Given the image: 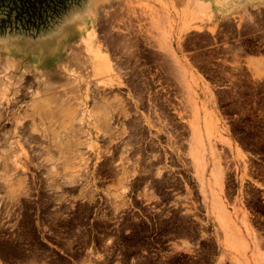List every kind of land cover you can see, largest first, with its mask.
<instances>
[{"label": "rangeland", "instance_id": "obj_1", "mask_svg": "<svg viewBox=\"0 0 264 264\" xmlns=\"http://www.w3.org/2000/svg\"><path fill=\"white\" fill-rule=\"evenodd\" d=\"M77 28L88 165L79 171L64 148L71 110L56 121L60 153L32 144L33 85L34 98L8 110L18 118L0 120V264H215L225 249L208 204L217 156L223 197L264 243L254 186L264 182V0H66L20 20L0 7V47L20 43L29 59L37 47L69 52ZM96 53L111 67L99 70ZM21 120L26 132L9 139ZM15 160L25 170L7 167Z\"/></svg>", "mask_w": 264, "mask_h": 264}, {"label": "bare ground", "instance_id": "obj_2", "mask_svg": "<svg viewBox=\"0 0 264 264\" xmlns=\"http://www.w3.org/2000/svg\"><path fill=\"white\" fill-rule=\"evenodd\" d=\"M202 3L206 7L208 6L209 2L202 1ZM93 43L94 41L92 37L88 36L85 45L88 52L92 54L94 53L92 48ZM68 49L69 52H65L62 51L59 47L55 48L54 50H51L49 48L37 47L35 48L34 52L38 54L39 58L35 60V58L29 59V57L27 56L29 52L26 51L27 48L25 46L23 47L22 44L3 43L2 45L1 43L0 120L2 118H4L5 120H9V116L17 119L18 114L16 112H9L8 110H10L13 106L20 107L24 105L27 98H34L32 96L33 92L31 93L32 95H30L32 97L29 96V93L32 91V87H34L33 85H35L39 90L38 92L36 90H33L36 91L37 95L32 100L33 113L32 116H26L27 118L31 117L34 121V124L32 125L37 126V128L33 130L34 136H30L32 133L29 135L30 139L33 141L32 144L35 142L37 143V145H39V140L43 139L49 141V148H47V152L49 154L60 153L62 151L61 149L63 145V143L60 141L62 140V138H64V132L62 133L58 130H55L56 121L60 122L61 119L66 118L67 113L71 110L73 112L71 115V125H76L77 129L73 131L72 139L67 141V144H65L64 148L70 150L74 153V155H77L80 158V167H82V169H79V171L83 172V166H85V169L86 165H88L87 159L83 158V140L81 139V137H83V124H85V117H83V28L76 29V40L72 43V46L69 45ZM29 54L30 56L32 55L31 51ZM58 54L62 55L61 58H63L62 63L58 66L59 69H57L56 67L58 60L55 58ZM92 59L97 64V68L99 70L111 67H109L107 63L108 58L103 57L100 53L94 54ZM90 86L91 85L88 83L87 94L91 91ZM105 86L113 87L114 84L105 83ZM94 87L96 90L101 88L96 84L94 85ZM73 104H76L78 108H72L71 106ZM112 118L113 114L111 113V115H109V119L107 120L108 125L110 124ZM34 126L32 127L34 128ZM25 132V124L21 120L16 123L15 130L8 134V138L11 139L12 136H19L20 139L21 135H24ZM67 134L65 135L66 137ZM69 136L71 137V135ZM29 137L27 136V138ZM21 140L24 141L23 138ZM25 141L23 143H25ZM26 144L28 145V143ZM18 146L19 148H21V145L18 144ZM40 147L41 146H39V148ZM25 154L28 155L27 153ZM13 158L15 159V157ZM17 162L19 163V160H15L12 165H7V167H10L14 170H25V168L19 165ZM50 162H52V167L49 166L51 167L50 170H52L54 173L59 172L62 168L60 163L53 160H51ZM218 180L220 179H217V181ZM77 183H79V181ZM210 208L214 219L217 221L220 227L224 229L226 224L224 222L225 220L216 211L213 204Z\"/></svg>", "mask_w": 264, "mask_h": 264}, {"label": "crops", "instance_id": "obj_3", "mask_svg": "<svg viewBox=\"0 0 264 264\" xmlns=\"http://www.w3.org/2000/svg\"><path fill=\"white\" fill-rule=\"evenodd\" d=\"M217 159L218 156L212 158L207 171L210 179V187L207 189L208 204L211 207L213 201L216 211L226 224L224 229L220 227L218 229L225 249L222 253V260L218 257L215 264H264V243L249 226L250 220L244 214L242 205L235 198L227 199L221 193L225 170L221 167L222 170L219 172L213 171V166L218 164ZM217 179L220 180L217 181ZM261 184L254 186L264 192V182Z\"/></svg>", "mask_w": 264, "mask_h": 264}, {"label": "trees", "instance_id": "obj_4", "mask_svg": "<svg viewBox=\"0 0 264 264\" xmlns=\"http://www.w3.org/2000/svg\"><path fill=\"white\" fill-rule=\"evenodd\" d=\"M66 0H0V7L8 8L9 15L16 13L17 18L32 19L46 12L58 10Z\"/></svg>", "mask_w": 264, "mask_h": 264}, {"label": "flooded vegetation", "instance_id": "obj_5", "mask_svg": "<svg viewBox=\"0 0 264 264\" xmlns=\"http://www.w3.org/2000/svg\"><path fill=\"white\" fill-rule=\"evenodd\" d=\"M43 242H44L46 245L51 246V244H50L48 241L44 240ZM51 247H54V246H51ZM78 251L81 252V250H78ZM83 252H86L85 249H83Z\"/></svg>", "mask_w": 264, "mask_h": 264}]
</instances>
